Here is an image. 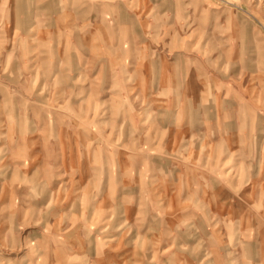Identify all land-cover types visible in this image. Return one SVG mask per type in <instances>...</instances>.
I'll return each mask as SVG.
<instances>
[{
	"label": "crops",
	"instance_id": "crops-1",
	"mask_svg": "<svg viewBox=\"0 0 264 264\" xmlns=\"http://www.w3.org/2000/svg\"><path fill=\"white\" fill-rule=\"evenodd\" d=\"M162 28L130 66L79 56L72 66L86 83L50 91L62 103L0 110V170L47 183L67 210L79 195L75 210L90 220L106 211L111 228L96 238L92 264H264V63L252 64L249 33L235 27L238 44L210 29L203 48ZM11 29L9 17L0 22L5 38ZM55 67L28 80L56 82ZM109 99L116 105L102 104ZM115 206L119 220L109 216ZM187 232L212 245L177 249Z\"/></svg>",
	"mask_w": 264,
	"mask_h": 264
},
{
	"label": "rangeland",
	"instance_id": "rangeland-1",
	"mask_svg": "<svg viewBox=\"0 0 264 264\" xmlns=\"http://www.w3.org/2000/svg\"><path fill=\"white\" fill-rule=\"evenodd\" d=\"M8 17L11 35L5 34V38L0 33V43L11 45L0 50L1 111L50 108L62 103L64 99L52 98L49 93L62 90V95L73 84L82 89L86 82L76 80L82 67L72 66L79 64L81 55L91 62L105 63L107 69L116 64L130 66L133 58L142 61L146 50L139 53V48L148 40L158 42L159 32L165 36L167 30L160 31L163 25L183 32L186 40L195 38L202 48L210 29L220 32L221 38L230 37L235 44L240 35L237 33L234 40L231 32L228 35L232 31L228 27L246 31L252 45V64L264 63V0H0V22ZM119 42L125 48L118 47ZM53 64L56 82L28 80L30 74H41ZM70 71L75 81L72 84ZM35 91H41L42 97ZM117 100L123 104L121 98ZM102 104L116 102L109 99ZM15 171L8 178L0 170V188L9 185L11 189L0 193V264H92V254L98 249L96 238L111 228L105 225L106 211L92 210L90 220L89 212L75 210L82 201L79 195L77 205L67 210L66 202L58 203L66 195L53 193L47 183L37 186L35 178L20 177ZM109 213L113 220L123 217L120 206ZM187 234L188 241L182 242L188 243L177 245V249L202 254L206 245H212V240L204 241L195 232ZM148 260L155 264L157 259ZM208 260L204 257L200 261L205 264ZM235 264H239L238 259Z\"/></svg>",
	"mask_w": 264,
	"mask_h": 264
},
{
	"label": "bare ground",
	"instance_id": "bare-ground-1",
	"mask_svg": "<svg viewBox=\"0 0 264 264\" xmlns=\"http://www.w3.org/2000/svg\"><path fill=\"white\" fill-rule=\"evenodd\" d=\"M15 20H16V17H15ZM16 22V21H15ZM16 29V28H15ZM168 260V259H167Z\"/></svg>",
	"mask_w": 264,
	"mask_h": 264
}]
</instances>
